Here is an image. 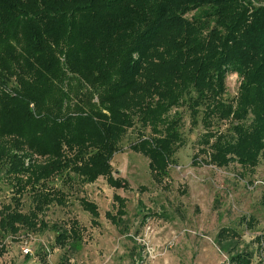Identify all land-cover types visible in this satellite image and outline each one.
Instances as JSON below:
<instances>
[{
    "label": "trees",
    "instance_id": "16d2710c",
    "mask_svg": "<svg viewBox=\"0 0 264 264\" xmlns=\"http://www.w3.org/2000/svg\"><path fill=\"white\" fill-rule=\"evenodd\" d=\"M132 131L128 148L148 160L156 184L190 143L200 146L194 166L256 171L264 0H0V258L12 243L35 241L42 264L57 248V264H70L84 230L48 213L65 207L78 183L104 178L128 190L112 162ZM113 202L106 218L125 235L127 200L114 194ZM80 203L98 226L99 208ZM256 224L243 216L219 229L228 264H264V235L247 242L239 231ZM48 234L52 241H38ZM130 240V264H146V248Z\"/></svg>",
    "mask_w": 264,
    "mask_h": 264
},
{
    "label": "rangeland",
    "instance_id": "374dc122",
    "mask_svg": "<svg viewBox=\"0 0 264 264\" xmlns=\"http://www.w3.org/2000/svg\"><path fill=\"white\" fill-rule=\"evenodd\" d=\"M236 77H228L229 88L235 92ZM190 126L187 122L184 129L187 131ZM136 134L129 132L121 145L123 150L112 162L114 177L128 181V190L116 191L104 178L91 185L78 183L81 188L68 199V204L52 207L48 213L47 220L55 223L76 220L84 230L83 248L71 257L70 264H130L131 238L146 248V264H228L227 256L215 244L219 229L236 225L243 216H248L255 217L257 224L253 230L239 228L243 239L251 242L264 235V161L254 172L244 171L238 165L226 169L194 166L192 157L200 146L190 143L180 150V165L172 170L171 177L156 184L148 160L128 148L129 140L136 138ZM114 194L127 200L124 220L128 221L129 231L125 235L106 218L107 212L114 211ZM81 198L99 208L98 226L92 225V217L83 210ZM49 238L52 241L50 234L38 241L47 243ZM26 245L33 253L28 264H42L34 255L38 247L35 241L10 244L0 264H23L22 250ZM60 251L57 248L49 252L47 263L57 264ZM257 261L254 264H259Z\"/></svg>",
    "mask_w": 264,
    "mask_h": 264
},
{
    "label": "built area",
    "instance_id": "2783aa9c",
    "mask_svg": "<svg viewBox=\"0 0 264 264\" xmlns=\"http://www.w3.org/2000/svg\"><path fill=\"white\" fill-rule=\"evenodd\" d=\"M22 251L24 252L25 255H28V254L31 253V252H30V248H29L28 245H26L25 247H23V250H22Z\"/></svg>",
    "mask_w": 264,
    "mask_h": 264
}]
</instances>
